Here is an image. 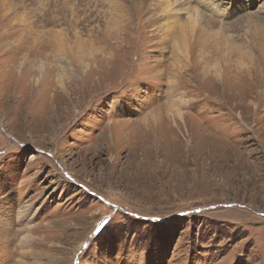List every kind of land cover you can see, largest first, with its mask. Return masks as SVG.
<instances>
[{"label":"rangeland","instance_id":"1","mask_svg":"<svg viewBox=\"0 0 264 264\" xmlns=\"http://www.w3.org/2000/svg\"><path fill=\"white\" fill-rule=\"evenodd\" d=\"M118 1L0 0V264H264V0Z\"/></svg>","mask_w":264,"mask_h":264},{"label":"bare ground","instance_id":"2","mask_svg":"<svg viewBox=\"0 0 264 264\" xmlns=\"http://www.w3.org/2000/svg\"><path fill=\"white\" fill-rule=\"evenodd\" d=\"M57 1V0H56ZM59 1V0H58ZM63 1V0H62ZM68 0H64V2H67ZM72 1V0H71ZM125 1V0H124ZM136 0H128V4L126 5V4H123L121 1H118V2H115L112 6H113V8H112V11H115L113 14H114V16L115 17H118L119 19H121L122 20V16H125V18L123 19V20H125V22H124V25H123V27H125V26H127V25H129V24H131L130 22H129V20H130V17H129V10H131V8H132V11H135V9L137 10V8L139 7L138 5L136 6V5H133L134 4V2H135ZM149 1H151V0H137V2L139 3V4H141V3H146V2H149ZM164 1V0H163ZM168 1V0H167ZM166 0H165V2H167ZM183 0H179V2H178V4L180 3V2H182ZM160 2H162V1H160ZM159 2V3H160ZM175 2V1H174ZM173 2V3H174ZM51 3V2H50ZM69 3H70V0H69V2H68V5H69ZM168 3V2H167ZM53 4V3H52ZM51 4V5H52ZM55 5L56 4H58V3H54ZM61 4H62V2H61ZM161 4V3H160ZM42 5H43V3H42ZM64 5V4H63ZM65 5H66V3H65ZM152 5V3H150V4H148L147 6H148V8L146 9V11H149V8H150V6ZM170 5H172V3L171 4H167V6H170ZM53 6V5H52ZM59 6V5H58ZM60 6H62V5H60ZM60 6L58 7V8H60ZM63 7V6H62ZM61 7V8H62ZM66 7V6H65ZM54 8H56V7H54ZM168 8V7H167ZM151 10L153 9V8H150ZM192 9V8H191ZM140 10V9H139ZM187 10H189V6H188V9ZM166 11V10H165ZM184 11H185V9H184ZM195 11H196V9H195ZM192 12V11H191ZM197 14V13H196ZM247 14V13H246ZM138 15H140V14H137V16ZM195 15V14H194ZM194 15H193V17H194ZM253 15V14H252ZM113 16V17H114ZM241 17V16H240ZM245 17V16H244ZM247 18V17H246ZM211 19H213V18H211ZM237 19H239V18H237ZM241 19V18H240ZM243 19V18H242ZM247 19H249V16H248V18ZM244 20V19H243ZM111 21H113V20H111ZM242 20H240V22H241ZM248 21V20H247ZM213 22H214V20H213ZM252 22H253V20H252ZM251 22V23H252ZM2 23V22H1ZM116 23H117V21H116ZM245 23V22H244ZM201 24L202 23H198V24H196L195 25V22H194V19H191V17L189 16V17H187V21H186V23H185V25H181V28H187V30H182V35H181V37L183 38V34H184V32H188V34H189V37L187 38V41L184 39V43L186 44V46L188 45H191V44H187V42H195L194 44L196 45V43L197 42H201V41H204V40H207V39H210V38H215V37H219V41L221 42V47H223L222 48V50H225V51H227L228 50V48H230V50L228 51V53H227V55H229V54H231L232 53V50L233 49H237L238 48V46H234V44H233V41H232V39H230V37H228L230 34L229 33H223L222 34V31H228V28H225V27H222L221 29H218L217 31H215L216 29H214V27H215V24H216V22H214V23H212L208 28H209V30H204L202 27H201ZM231 24V23H230ZM203 26V25H202ZM224 26V25H223ZM116 27H118V24H117V26ZM233 27V26H232ZM263 27V24L262 23H260V22H258V21H255V23L253 24V26H252V28H249V26H248V30H250V33H251V36H252V39H254V41L253 42H256V36H257V42H258V44H259V46L261 45V46H264V28H262ZM197 29V32L195 31V29ZM219 28V27H218ZM242 28V27H241ZM220 30V31H219ZM222 30V31H221ZM116 31V30H115ZM215 31V32H214ZM7 33V32H6ZM215 35V36H214ZM232 36V35H231ZM215 41V40H214ZM209 42H211V41H209ZM241 45H244V47L242 48V47H239V48H242V49H245V51L244 52H246V50H248V43L247 44H244V43H241ZM258 46V45H257ZM219 49V48H218ZM240 51V50H239ZM177 54V53H176ZM243 56V55H242ZM231 57V56H230ZM68 59H70V58H68ZM228 62V61H227ZM41 77V76H40ZM58 81V80H57ZM172 83V82H171ZM178 114V116L180 117L181 115H180V113L178 112L177 113ZM155 117V116H154ZM2 224V223H1ZM3 225V224H2ZM9 230V229H8ZM2 236V235H1ZM3 238V237H2ZM3 241V240H2Z\"/></svg>","mask_w":264,"mask_h":264},{"label":"snow or ice","instance_id":"3","mask_svg":"<svg viewBox=\"0 0 264 264\" xmlns=\"http://www.w3.org/2000/svg\"><path fill=\"white\" fill-rule=\"evenodd\" d=\"M49 155H51V154L49 153Z\"/></svg>","mask_w":264,"mask_h":264}]
</instances>
